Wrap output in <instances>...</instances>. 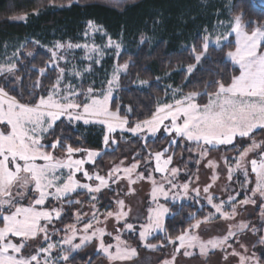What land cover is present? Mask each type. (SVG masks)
<instances>
[{
    "label": "snow or ice",
    "instance_id": "6c2138e0",
    "mask_svg": "<svg viewBox=\"0 0 264 264\" xmlns=\"http://www.w3.org/2000/svg\"><path fill=\"white\" fill-rule=\"evenodd\" d=\"M64 6L61 5V7ZM66 6L71 7V0ZM20 19H26V17H20ZM253 23L255 22L250 21L245 25L241 22V17L237 16L234 25L226 26L230 29L227 34L217 35L211 41L218 50L228 44L235 45L234 50L226 53L230 62L238 66V75H233L229 83L226 84L223 80H211L204 92L192 91L187 94H183L180 89H173L172 103L160 104L149 118L135 120L132 126H129L127 118L128 114H135L131 107H126V114L122 116L120 105L113 107L112 103L114 92L120 88L121 74H126L129 68L128 62L123 64L117 62L110 78L100 89H96L93 84L85 88L81 82L84 74L91 72L92 62L98 64L105 54L95 44L56 42L53 48L49 49L52 56L50 62L52 71L58 70L55 83L51 87H44L39 80L35 81L28 88V96L32 99L25 102H22L24 93L20 90L22 78L15 76L18 70L16 63L9 58L6 63L0 64V264H67L69 252L81 249L94 239L99 241L98 250L106 256L110 264H117V262L131 260L137 255L136 249L130 248L127 242L121 239L124 231L138 232L140 240L145 242L144 246L149 249L164 246L163 242L159 245L147 244L148 238L153 237L157 232H163L170 244L174 245L176 241H179V247L175 249L172 258L162 261V264H175V255L179 253L180 248L185 249L184 256H191L190 249L198 246L200 254L206 256L210 249L231 247L228 242L238 233H244L249 229L253 235L257 236L256 244L264 245V234H261L264 229V140L255 139L258 131L264 133V24L249 30ZM87 27L93 33L102 31L93 21H88ZM233 34L234 40H230ZM84 35L88 37L89 32L86 31ZM141 39L143 40V37ZM210 40V36H203L200 53H196L195 46H192L196 64L184 69L188 74L193 73L202 59L208 58L207 50L210 47ZM113 45L118 61L122 45L109 37L108 46ZM61 49L63 52H60ZM72 49L85 50L86 59L89 61L87 67L78 68L73 62L75 57L70 58L68 55ZM28 55L31 56L32 53L29 52ZM60 61H64L70 67L67 69L60 67ZM38 71L41 75H45L44 68ZM66 74L69 77L68 80L65 79ZM216 74L222 75L219 72ZM72 78H79L78 83L72 84ZM138 85L147 86L149 81L138 80ZM213 85L215 91L208 92L207 88ZM10 90L17 91L20 99L10 94ZM178 92L180 98L176 99L175 95ZM205 96L206 103L197 102L198 97ZM62 117L64 119H61ZM165 121H168L166 125ZM66 122L68 124L83 122L85 126L90 124L104 126L106 128L103 134L105 147L109 146L110 141L113 144L116 143L114 134L118 130L121 134L127 132L133 136L146 138V134L155 136L161 131L163 125L164 131L168 133L169 147L176 145L178 139L192 142L199 149L201 158L208 155L209 149H216L220 145H232L238 137L248 138L251 141L250 144L239 150L234 164L227 170L229 181L235 173L242 174L243 181H237L240 189L233 190V195H228L227 199H221L219 203H214V197L209 192L211 185L206 186L203 191L207 194L208 205H211L215 213L220 214L224 219L235 217L237 204L257 206L262 228L250 227V223L241 221L230 227L226 235L204 241L191 230L200 228L201 223L214 218V214L209 213L204 221L196 219L195 214H191L190 219L195 220V223L189 225V229L182 231L180 235L170 236L164 223L170 210L165 203H160V198H163L165 202L174 201L181 195V189L183 194L187 195L189 183L175 182L180 169L167 167L172 162L171 154L161 163L162 156L169 151L166 147L163 152L149 153L150 156L154 155L156 162L154 171L169 174L164 177L163 182L158 183L151 173L147 177L143 172L136 173V180L147 179L153 185L151 201L154 206L147 208L146 223L134 225L127 222L131 209L124 210V201L118 200V211L115 213L108 211L105 215V220L114 216L116 221H124L122 228L115 229L116 235L113 236V233L107 232L105 227L100 226V214L97 211L83 223L82 234L75 224L68 225L63 229H54L51 234L60 231L66 234L58 241L52 242L48 226L53 220H59L63 212V204L60 207H45L50 197L55 201L68 198L69 205L81 204V201L70 198L77 189L95 194L102 188L108 187L110 179L113 183L120 179L118 176L113 179L120 171L119 167L113 168L108 173V178L95 172L90 173L85 168L86 164L94 163L95 158L102 153L98 150L73 147L67 143L62 129L57 134V129ZM53 136L54 139H52ZM239 143H243V140L241 139ZM49 148L53 151H48ZM60 149L65 151L64 157L53 154ZM144 149L147 151L146 144ZM77 153L81 154V158H74ZM228 159V157L224 158L226 165ZM147 164L146 160L145 171H147ZM138 165L139 161L123 169L130 183L136 182L132 179V173L136 172ZM208 166L213 168L217 165L215 161L209 160ZM78 173L82 174L87 181L98 183L95 185L89 182L82 183L76 178ZM251 174H254V181ZM216 179L217 176L213 175L212 180ZM248 185L254 186L249 188ZM192 191L199 196V188ZM241 191L245 193L244 199L237 201ZM29 196L33 198L29 199ZM93 199H95L94 195ZM225 206H228L230 211H225ZM82 219L83 217L77 213V223ZM38 234H43L47 246L39 247L33 254L32 250L36 248V242L30 241ZM105 235L114 239L115 243L105 244ZM78 236L79 242L75 243ZM17 238L20 239L17 240ZM57 248L59 252L53 256V250ZM241 248L244 249L245 254L242 255L235 249L231 253L239 257V264H261V257L255 253L247 254V248L244 245H241ZM224 259L226 260L227 256Z\"/></svg>",
    "mask_w": 264,
    "mask_h": 264
},
{
    "label": "trees",
    "instance_id": "16d2710c",
    "mask_svg": "<svg viewBox=\"0 0 264 264\" xmlns=\"http://www.w3.org/2000/svg\"><path fill=\"white\" fill-rule=\"evenodd\" d=\"M189 1L191 0H71V7H67L69 0H0V46L13 38L55 29L64 31L66 38H75L83 30L87 21H95L113 34L125 30L132 38L138 39L139 31L151 22L161 19L162 32L155 41L146 40L142 44L136 42L131 51L124 52L119 58V63L128 62L129 68L127 73L120 77L121 89L112 103L113 107L120 105L122 116L126 114V107H131L135 114H128L127 118L129 126H132L135 120L149 118L159 106L160 100L167 92L164 76L168 74L172 75L174 85L180 86L184 93L204 92L209 81L223 80L227 84L233 75H238V66H234L226 56L229 50H234V43L220 50L214 46L209 47L208 58L202 59L193 73L188 74L184 71L185 67L196 64L192 46H195L196 53H200L203 44V36L198 28L199 20L193 18L195 15L199 18L197 9L191 8L192 11L188 13L187 8H181ZM61 5L65 6L58 10L49 9L50 6ZM40 11H43L42 14L28 23L11 21L16 16ZM232 14L242 15L243 22L247 24L250 21L255 22L249 30L264 24V6L258 0H234ZM28 47H34V45L30 44ZM50 61V55L41 49L33 57L23 55L18 61L15 76L22 78L20 89L24 93L22 102L32 99L28 96V88L35 81L39 80L44 87H51L55 83L57 73L48 67L47 64ZM40 68L46 70L45 75L39 73ZM217 72L222 75H217ZM138 80H148L149 85L139 86ZM207 91L214 92L215 86L208 87ZM10 94L20 99L17 91L10 90ZM198 102L206 103L207 97H199ZM59 123L58 121L57 124ZM61 129L63 137H66L67 143L73 147L101 151L102 155L96 157L93 167L87 166L90 172L97 169L100 173H105L107 164L115 163L121 158L139 161L142 171H145L147 160L146 172H148V169L154 165V155L150 156L149 153L163 152L166 147L169 148L167 154L173 156V160L179 167H187L190 171L195 169L194 162L188 161L194 156L195 145L178 139L176 145L169 147L168 134L164 130L146 138L138 136L124 138L123 134L117 132L114 134L116 144L106 149L103 145V131L96 127H76L66 122L57 129V134ZM263 134L258 131L255 139L261 138ZM54 138L53 136L52 139ZM241 139L244 142L248 138H237L232 145L221 147V149L237 154L244 146L239 143ZM145 144L147 151L144 149ZM48 151L53 150L49 148ZM56 153L66 154L63 149ZM84 195L82 192H75L70 198L78 200ZM67 199L60 202L54 201L59 205L63 204V215L58 220V225L64 228L74 223L77 210L76 204L69 205ZM52 203L53 200L47 204V207H52ZM164 203L170 209L165 228L172 237L180 235L182 231L189 229V225L195 223V220L190 219L191 214H195L196 219L204 220L212 211L210 206L200 208L195 202L164 201ZM263 230L261 234H264ZM125 237L131 242L134 241L139 251L143 250L138 235L127 233ZM162 242L166 244V247H171L164 234L156 235L149 240L151 244ZM86 248L71 255L67 264H97L103 258L98 253H86ZM256 250L261 257V264H264V245L256 244Z\"/></svg>",
    "mask_w": 264,
    "mask_h": 264
},
{
    "label": "rangeland",
    "instance_id": "374dc122",
    "mask_svg": "<svg viewBox=\"0 0 264 264\" xmlns=\"http://www.w3.org/2000/svg\"><path fill=\"white\" fill-rule=\"evenodd\" d=\"M233 2L234 0H191L186 5H183L181 8H187V12L190 13L192 10L191 8H196L199 13V18L195 15L193 18L194 20H199V32L204 35H208L211 37V40L209 41L210 47L214 46L212 44V40L215 39L217 35H224L227 34V32L230 30L227 25L233 24L235 21V17L240 16L241 22L247 25V23L243 22L242 15H233ZM258 2L264 6V0H258ZM63 7L61 6H50V10H58ZM43 11L35 12L33 14H25L16 16L13 19H11L12 22H23L28 23L33 18L39 16L42 14ZM20 17H26V19H20ZM197 18V19H195ZM88 22V21H87ZM87 22L84 25L83 30L75 37V38H66L64 35V31H58V30H51V31H44L37 34H33L26 37H17L13 38L5 43H3L0 46V64H4L7 62L9 58H11L17 65L18 61L22 58L23 55L28 57H33L36 52L41 49L45 52H47L52 60L51 52L49 49H52L53 46L56 44V42H61L64 44H67L71 42L72 44H95L96 46L100 47L104 51V56L100 58L99 63L92 62V70L90 73H85L82 78V83L85 88H87L90 84H93V86L96 89H100L102 86L106 84V81L110 78L111 73L113 71L114 65L118 62L119 58L124 52H129L132 50L133 46L136 44V42H139L140 44L144 43L146 40H153L155 41L158 37V35L162 32V20L158 19L157 22H151L150 25H146L144 29L139 31L138 39L132 38L129 34L126 33V31H121L118 34H113L110 32L106 27L103 25L95 22L96 25H98L102 31H97L95 33L91 32L90 29L87 27ZM89 32V36L85 37L84 33ZM106 33V34H105ZM109 37L118 43H121L122 48L120 51V56L118 58L115 57V48L114 45L109 47L108 46V39ZM143 37V40L141 39ZM230 40H234V34L232 37L229 38ZM36 42H39L38 44ZM33 44L34 47H28V45ZM23 45V47H21ZM189 46L191 47L192 44L190 43ZM31 52L32 55L29 56L28 53ZM60 52H63V49L60 50ZM15 54V55H14ZM69 57H75L74 63L77 64L79 69H83L87 67L89 61L86 59L85 50L84 49H72L69 52ZM97 56L99 54H96ZM51 62V61H50ZM48 63V67L52 68L51 63ZM60 67H70V65H66L64 61H60ZM185 67L184 69H186ZM58 74V70L56 71ZM46 74V70H45ZM122 75V74H121ZM66 80L69 79V77L66 74L65 77ZM79 78H72L71 83L77 84ZM164 79L166 81L167 85V92L165 97H163L160 102V104L163 103H172L173 102V89H180L183 94L182 88L180 86H175L172 81V75L168 74L164 76ZM120 88L114 92L113 99L118 95ZM176 99L180 98V93H176L175 95ZM199 98V97H198ZM197 98V102H198ZM199 103V102H198ZM63 118V117H62ZM61 118V119H62ZM168 121H165L164 124L166 125ZM74 126L79 127H96L99 130L103 131V134L106 130L104 126H101L99 124H90V125H83V122H76L72 123ZM161 130H164V126H161ZM119 132V130L117 131ZM167 133V132H165ZM157 134V133H156ZM168 134V133H167ZM134 137L131 133H123V137ZM152 136L151 134H146V137ZM239 138V137H238ZM257 141L264 140V134L261 138L256 139ZM250 140L246 139L243 143H241V146L244 145L242 148L248 146L250 144ZM113 143L110 141L109 146L105 147L106 149L110 148V145ZM116 144V143H115ZM113 144V145H115ZM229 145H220L216 149H209L208 155L204 158H201L199 156V149L196 148V146L193 149L194 156L189 158V162H194L195 169L189 170L187 167L181 168L179 167L176 162L173 160L172 156V162L167 167L170 169L172 167H176L180 169V172L176 176L175 182L179 184H183L185 182L189 183V191L187 195L183 194V190L181 189V195L173 200H170L171 202H195L197 203L200 208L203 206H210L208 205L206 200V193L203 191V189L211 185L209 192L214 197V203H219L221 199H227L228 195H233V190H239L240 184L237 183L239 180L240 182L243 181V176L240 172H237L233 175V178L231 181L228 180V167L234 164L235 157L238 156L239 153H233V152H225L224 149H221V147H226ZM240 148V150L242 149ZM54 155L64 157L66 154L62 155L56 152H53ZM168 156L167 153H164L161 159V163L163 162V159H166ZM228 157V164L226 165L224 163V158ZM74 158H81V154L77 153ZM86 158V157H85ZM250 158V157H249ZM96 159V158H95ZM213 160L216 162V167L210 168L208 166V161ZM137 161L132 160L131 158H121L115 163H109L106 165V172L100 173L97 169L91 170L90 173H98L102 176H105L108 178V173L116 167H119L120 171L115 174L113 179L116 178V176L120 177V179L116 180L115 183L112 182V179L109 180L108 187L102 188L99 193L95 194H89L87 190L83 189H77V192L84 193V197L81 199H78L81 201V204H76V212H75V221L74 223L76 227L80 230V234H82L83 230V223L87 222V220L91 217L93 212H97L100 214L99 219L101 221L100 226L105 227L107 232L113 233V236L116 235V228H122L124 221H116L115 217H109L105 220V215L108 211H112L113 213L118 211V200L124 201V210H128L129 208L131 211L129 212V216L127 218V222L133 223L134 225H139L141 223H146L145 220V214L148 207L154 206L151 201V193L153 189V185L151 181L147 179H140L136 180V173L143 172L144 176L147 177L150 173L154 175L156 181L163 182L164 177L169 176V174L166 173H159L154 171L155 169V159H154V165L151 166L148 169V172L142 171L140 169V163L136 169V172L132 173V179L136 180L135 183H130L127 175H125L123 169L130 167L133 163H136ZM94 163H89L85 165V168L87 166L93 167ZM213 175L217 176V179L215 181L212 180ZM76 178L81 180L82 183L89 182L93 183L94 185L98 182H90L87 181L82 177V174L78 173L76 175ZM170 178V177H169ZM186 178V179H184ZM251 178L254 181V174H251ZM254 185H248L249 188L253 187ZM167 187V185H165ZM199 188V196H197L196 192L192 191V189ZM134 190V191H131ZM175 191V190H173ZM73 194V193H72ZM93 195L95 196V199H93ZM244 191H241L240 196L237 197V201L244 199ZM157 196L159 197V193H157ZM33 197L29 196V199H32ZM53 200L52 207H60L59 203L54 202L55 200L53 198H49V201L46 202L45 207H47V204ZM164 199L160 198V203H164ZM58 202V201H57ZM60 202V201H59ZM106 202V203H104ZM27 203V201H25ZM257 204H259V201H257ZM94 205V207H93ZM168 207V206H166ZM169 208V207H168ZM170 210V209H169ZM225 211H230V208L228 206H225ZM77 213H79L83 219L77 223L76 216ZM214 214V218H210L205 222H202L200 225V228L198 229H192L191 231L200 236V238L204 241H207L209 239H212L214 237L223 236L226 235L229 228L237 225L239 222L244 221L250 223V227L254 226L258 229L262 228V221L260 220L259 216V209L257 206L254 205H244L241 206L237 204V212L234 218L231 219H224L220 214L215 213L214 208H212V211L210 212ZM86 214V215H85ZM63 215V212L61 216ZM170 216L166 215V219ZM139 217V218H137ZM60 219V218H59ZM205 220V219H204ZM202 220V221H204ZM164 221V223H165ZM44 223L43 221L41 222ZM64 227H60L58 225V220H53L51 224H49L48 229L49 233H53L54 229H63ZM264 232V230H263ZM133 233L135 236L138 235V232H128L124 231L121 235V239L123 241L127 242V245L130 248H135L137 255L132 257L131 260H126L122 262H117V264H162V261L164 260H170L172 258V255L175 252V249L179 247V241H176V243L173 245L171 244V247H166V244H163L164 246L158 249H149L146 246H144L145 242H142L143 250L139 251L135 245L134 241H129L125 237L126 234ZM66 233L64 231H60L56 234H51V241L56 242L60 239V237L64 236ZM159 234H164L163 232H157L154 234L153 237ZM153 237H149L147 240V244L149 243V240ZM20 238H17L19 240ZM256 240L257 236L253 235L252 232L249 230H246L244 233H238L237 236H234L228 243L231 244V247L226 248H218V249H210L206 256H202L200 254L199 247H195L193 249H190L192 252L191 256H184L183 252L185 251L184 248L179 249V253L175 255V264H239V257L234 256L231 253L233 252V249H235L236 252H240L242 255L244 253V249L241 248V245H244L247 248V254L255 253L257 256H259V252L256 250ZM36 242V248H34L33 254L36 250H38L39 247H46V242H44L43 234H38L36 237L31 238V241ZM75 243L79 242V236ZM105 244H114L115 241L111 237L105 235L104 237ZM161 244V243H160ZM170 244V243H169ZM99 241L97 239H94L91 243L86 244L84 247L77 251L69 252V258L71 255H73L75 252H78L84 248H86V253H98L103 256V258L97 263V264H110V262L107 260L106 256L98 250ZM159 245V244H157ZM255 245V247H253ZM67 251V249H65ZM114 251V249H113ZM59 252V249L53 250V256H55ZM227 256V259L225 260L224 257Z\"/></svg>",
    "mask_w": 264,
    "mask_h": 264
}]
</instances>
